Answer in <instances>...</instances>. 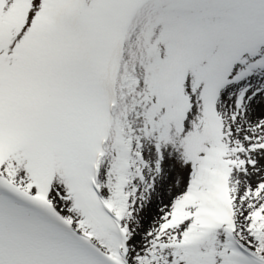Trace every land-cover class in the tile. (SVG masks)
Here are the masks:
<instances>
[{"label":"snow or ice","instance_id":"6c2138e0","mask_svg":"<svg viewBox=\"0 0 264 264\" xmlns=\"http://www.w3.org/2000/svg\"><path fill=\"white\" fill-rule=\"evenodd\" d=\"M0 264H264V0H0Z\"/></svg>","mask_w":264,"mask_h":264}]
</instances>
